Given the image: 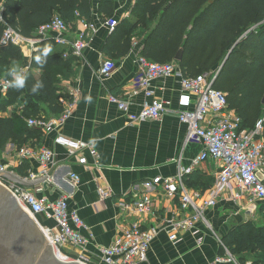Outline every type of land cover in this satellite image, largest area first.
Returning a JSON list of instances; mask_svg holds the SVG:
<instances>
[{"label":"crops","instance_id":"obj_1","mask_svg":"<svg viewBox=\"0 0 264 264\" xmlns=\"http://www.w3.org/2000/svg\"><path fill=\"white\" fill-rule=\"evenodd\" d=\"M112 1L113 5L109 6L104 0H92L91 20L82 16L77 18L65 34L67 42L55 41L56 49L62 51L66 59H70L67 75L61 76V101L65 110L77 98L72 114L63 125L52 132H47L42 127L30 126V118L26 119V123L37 130L34 139L37 145L33 147L38 149L44 146L55 152L57 165L53 170L54 182L46 185L42 181L34 184L15 181L38 195L46 196L50 201L62 195L68 197L70 210L79 213L86 225L83 232L90 239L85 249L75 245H66L63 248V252L73 259L83 256L87 264H108L103 260L101 248L111 245L121 228L136 220L143 223L145 228H157L158 233L150 245L147 260L135 264H213L218 257L229 256L227 250H230L223 239L242 223L255 217V212L250 207H256V204L264 201L260 200L253 206L242 205L232 200L231 194L226 192L215 206L205 211V219L198 221L194 229L179 231L176 241L170 239L172 221L184 216L186 212L181 207L180 192L171 198L164 187L153 184V180L158 176H176L179 167L189 166L203 149L200 143L186 142L188 126L180 122L178 117L180 111L196 107L197 97L182 89L178 77L155 79L152 88L155 95L166 102L167 110L159 120L139 122H132L128 113L120 110L110 100L112 95L127 97L134 87L140 71L138 57L142 55L148 39L147 33H143L145 27L139 22L137 14L141 0ZM2 12L3 7L0 6V23L3 22ZM110 18L117 19L119 24L126 21L138 24L131 48L126 54L118 56L116 51L111 54L106 52L108 41L115 30L107 25ZM152 25L153 23L148 27ZM81 35L87 40L88 46L81 56H76L73 43ZM56 36L57 34L52 33L46 38L55 40ZM28 40L20 45L24 59L13 65L19 67L24 74L30 69L32 55L42 39L36 33L34 38ZM109 59L116 63V69L110 76L103 77L100 70ZM172 61H176L175 58ZM176 62L178 65L181 63ZM33 71L37 76L41 74L38 69ZM4 76L1 75L0 80ZM89 95L92 98L91 103L85 102V97ZM6 99L8 95L0 92V105ZM145 101L143 92L130 97L129 112H140ZM14 112L23 114L21 98L1 110L0 116L10 117ZM61 114H53L46 108L43 118L51 120ZM58 134L93 143L98 151L99 163L95 165L94 158L85 150L84 154L90 164L94 165L87 167L80 164L67 148L56 144ZM18 150V146L12 141L6 143L0 148V163L8 165L10 174L27 181L26 176L18 172L21 164ZM30 164L28 173L39 171L38 160H31ZM219 170L220 164L217 161H204L190 174L194 178L186 186L191 190L201 191L203 197L208 198ZM73 173L80 176L79 182L72 179ZM149 184L153 185L147 187ZM99 187L111 188L112 196L102 198L98 192ZM146 190L152 194L155 204L152 215L141 217L120 209V201L130 200L135 195L140 196ZM262 209L258 207L257 211L264 212ZM40 220L45 226L55 225V221L46 220L43 216ZM236 262L220 264H238Z\"/></svg>","mask_w":264,"mask_h":264},{"label":"built area","instance_id":"obj_2","mask_svg":"<svg viewBox=\"0 0 264 264\" xmlns=\"http://www.w3.org/2000/svg\"><path fill=\"white\" fill-rule=\"evenodd\" d=\"M2 19V17H1ZM107 25L114 30L118 20L110 18ZM70 25L59 15H55L49 22L37 29L40 39L57 34V43H66L65 34ZM29 38H25L12 28L7 27L2 43L12 42L21 45ZM29 41V40H28ZM88 46L83 35L73 43L76 56H81ZM140 71L134 81V87L128 92L127 97L110 96V100L117 104L120 110L127 112L132 122L144 120H159L167 110L166 102L155 95L152 82L155 79L178 77L184 91L197 97V105L193 109L182 110L178 113L180 122L188 126L186 142H196L203 146L201 152L193 158L189 166H180L176 176L154 178L153 184H161L166 194L173 198L177 193L181 195V207L186 212L184 216L172 221L173 228L170 239L176 241L179 231L192 230L201 219H205V211L215 206L224 193L229 192L232 200L242 205L253 206L258 201H264V117L260 118L251 130L241 129L242 119L229 108L226 94L214 88L217 73L203 74L197 77L185 76L176 61L165 63L154 62L147 57H138ZM116 69L113 60H107L100 73L103 77L110 76ZM9 79L0 80V92L9 90ZM143 92L146 96L140 112L130 113V97ZM77 98L75 97L62 114L55 119L32 117L28 120L30 126L42 127L47 132H52L64 124L72 114ZM56 144L68 149L69 153L77 157L78 162L84 166L98 164V151L93 143L85 142L58 134ZM88 150L94 158L90 164L84 151ZM21 164L25 161L38 160L39 171H30L25 177L32 181L46 177L44 183L54 182L53 170L57 165L55 152L47 147L38 149L24 145L18 150ZM213 159L220 164L214 186L209 192V197L204 198L199 190H191L186 186L184 178L191 174L200 164ZM0 171L10 173L6 164L0 163ZM75 182L80 181L77 173L72 174ZM2 183L15 196L18 204L33 216L41 225L48 242L56 253H63L66 261H79L86 263L83 256L73 259L63 252L66 245H75L85 249L90 239L83 232L85 222L75 210H70L68 197L62 195L54 201L46 196L38 195L35 191L17 183L14 179L0 175ZM149 184L148 186H152ZM147 191V190H146ZM98 192L102 198H109L113 191L111 188L99 187ZM123 212L132 213L141 217L152 215L155 211L153 196L147 191L140 196L135 195L130 200L119 202ZM55 221L52 227L45 226L40 217ZM155 227L145 228L140 221L132 220L124 225L109 246L101 248L103 260L108 264H135L147 260L148 250L157 236ZM202 239H200V242ZM229 256L218 257L213 264L223 262H236L227 250ZM237 263V262H236Z\"/></svg>","mask_w":264,"mask_h":264},{"label":"trees","instance_id":"obj_3","mask_svg":"<svg viewBox=\"0 0 264 264\" xmlns=\"http://www.w3.org/2000/svg\"><path fill=\"white\" fill-rule=\"evenodd\" d=\"M104 2L113 5L112 0ZM0 6L3 7L0 77L4 74L5 78L14 63L24 59L20 45L2 43L7 27L30 39L55 14L69 25L81 16L91 20L93 14L92 0H0ZM137 14L145 27L143 33L148 36L143 56L154 62H170L182 48L183 60L179 65L183 74L197 77L216 72L214 88L226 94L229 108L242 119L241 129L251 130L264 117V0H141ZM137 26L130 21L118 22L106 52L116 51L118 56L128 53ZM45 47L52 51L41 66L35 57ZM69 61L56 49L54 39L40 41L32 55L31 67L24 74L25 87H10L6 92L8 99L0 105V111L5 110L18 98L23 104L22 115L14 112L10 117L0 116V148L9 141L18 148L26 144L36 146L37 130L31 128L26 119L43 118L46 108L53 114L64 111L61 76L67 75ZM33 69L40 70L41 74L37 76ZM41 81L44 87L33 93L32 86ZM30 168V162L25 161L18 172L27 176ZM193 178L189 174L184 181L189 184ZM263 232L262 228L245 223L227 235L223 242L238 264L249 261L264 264Z\"/></svg>","mask_w":264,"mask_h":264},{"label":"water","instance_id":"obj_4","mask_svg":"<svg viewBox=\"0 0 264 264\" xmlns=\"http://www.w3.org/2000/svg\"><path fill=\"white\" fill-rule=\"evenodd\" d=\"M183 53L184 50L181 48L175 60L182 62ZM262 103L264 104V97ZM0 175L26 184H34L48 177L24 181L8 172L0 171ZM0 264L87 263L59 258L38 221L23 209L15 196L0 183Z\"/></svg>","mask_w":264,"mask_h":264},{"label":"clouds","instance_id":"obj_5","mask_svg":"<svg viewBox=\"0 0 264 264\" xmlns=\"http://www.w3.org/2000/svg\"><path fill=\"white\" fill-rule=\"evenodd\" d=\"M50 47H45L41 50L40 55L35 57L36 63L43 66L47 62V58L51 53ZM7 76L9 78V86L15 89H22L26 85V76L24 75L23 71L19 67H13L9 69ZM44 87L43 82H37L35 85L32 86L31 91L33 93L39 92ZM85 102L91 103L92 98L91 96L85 97Z\"/></svg>","mask_w":264,"mask_h":264},{"label":"rangeland","instance_id":"obj_6","mask_svg":"<svg viewBox=\"0 0 264 264\" xmlns=\"http://www.w3.org/2000/svg\"><path fill=\"white\" fill-rule=\"evenodd\" d=\"M256 207H250L254 210L255 212V217H252L250 218L249 220H247V222H245L246 224H250L252 226H255L257 229L259 228H262L264 230V212L260 210V212H258V207H261L264 208V203H261V204H256L255 205ZM264 210V209H262ZM245 223H242V224H245ZM263 235H264V232H263ZM235 259V258H234ZM251 261H249L247 264H250Z\"/></svg>","mask_w":264,"mask_h":264},{"label":"bare ground","instance_id":"obj_7","mask_svg":"<svg viewBox=\"0 0 264 264\" xmlns=\"http://www.w3.org/2000/svg\"><path fill=\"white\" fill-rule=\"evenodd\" d=\"M57 256L61 259H64V254L63 253H57Z\"/></svg>","mask_w":264,"mask_h":264}]
</instances>
